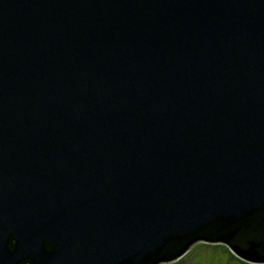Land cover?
Listing matches in <instances>:
<instances>
[{"label": "water", "instance_id": "95a60500", "mask_svg": "<svg viewBox=\"0 0 264 264\" xmlns=\"http://www.w3.org/2000/svg\"><path fill=\"white\" fill-rule=\"evenodd\" d=\"M206 228L264 264V0H0V264H157Z\"/></svg>", "mask_w": 264, "mask_h": 264}, {"label": "trees", "instance_id": "16d2710c", "mask_svg": "<svg viewBox=\"0 0 264 264\" xmlns=\"http://www.w3.org/2000/svg\"><path fill=\"white\" fill-rule=\"evenodd\" d=\"M204 237L208 238L212 241H197L198 243H195L194 246L192 247V249L190 250V253L188 255H185L184 257L179 258L178 260L174 261V262H166V263H161V264H184V262L189 259V256L192 254V251H199V250H209L211 249L213 252H218V251H226L228 252V254L230 255V259L232 260H237L239 262V264H253V263H248L242 259H240L239 257H237L231 250L230 248L225 244L222 243L220 241H216L219 240L220 238H222L223 233L217 232V230L215 228L211 229V228H206L204 230ZM177 241H181L180 239H178ZM175 247H177V245L174 246H170L171 250H173ZM222 249V250H221Z\"/></svg>", "mask_w": 264, "mask_h": 264}, {"label": "rangeland", "instance_id": "374dc122", "mask_svg": "<svg viewBox=\"0 0 264 264\" xmlns=\"http://www.w3.org/2000/svg\"><path fill=\"white\" fill-rule=\"evenodd\" d=\"M198 241L201 242V241H206V240L201 239ZM195 243H198V242L197 241L194 242L187 249V251L179 258L184 257L185 255H188ZM179 258H175V259L168 260V261H161V262H158L157 264L166 263V262H174L178 260ZM184 264H239V262L237 260L230 259V255L228 254V252L224 250L213 252L211 249H209L207 251L206 250L192 251V254L189 256V259H187L184 262Z\"/></svg>", "mask_w": 264, "mask_h": 264}, {"label": "flooded vegetation", "instance_id": "af4514ba", "mask_svg": "<svg viewBox=\"0 0 264 264\" xmlns=\"http://www.w3.org/2000/svg\"><path fill=\"white\" fill-rule=\"evenodd\" d=\"M27 264H30L29 262Z\"/></svg>", "mask_w": 264, "mask_h": 264}]
</instances>
